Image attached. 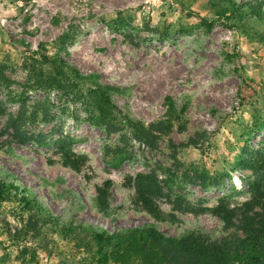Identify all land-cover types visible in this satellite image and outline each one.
Instances as JSON below:
<instances>
[{
  "label": "rangeland",
  "instance_id": "rangeland-1",
  "mask_svg": "<svg viewBox=\"0 0 264 264\" xmlns=\"http://www.w3.org/2000/svg\"><path fill=\"white\" fill-rule=\"evenodd\" d=\"M224 6L0 0V180L18 188L0 202V264H116L81 230L65 231L75 220L110 231L153 223L140 176L155 177L149 198L169 235L238 238L244 217L264 212L249 210L264 171L241 164L249 153L264 157V21L219 18ZM43 48L78 71L81 93L110 89L111 127L76 89L37 85L31 67ZM169 119L173 130L152 146L135 138L131 123L149 129ZM67 152L84 157L80 173L63 167ZM99 189L108 217L95 207ZM33 198L67 227L45 224L26 204Z\"/></svg>",
  "mask_w": 264,
  "mask_h": 264
},
{
  "label": "trees",
  "instance_id": "trees-1",
  "mask_svg": "<svg viewBox=\"0 0 264 264\" xmlns=\"http://www.w3.org/2000/svg\"><path fill=\"white\" fill-rule=\"evenodd\" d=\"M30 1V0H27ZM225 6L217 13L219 18H229L227 13H239L242 16H250L252 19L264 21V0H254L237 5L234 1L219 0ZM62 44L65 40L61 38ZM37 53L41 59L35 60L31 73L36 74V83L43 90L56 88L65 91L75 92L79 89V73L76 69L69 67L60 59L59 54L51 57L47 49ZM77 90L75 93L80 101L90 106L98 113L97 119L101 124L111 127L116 120V108L110 97V89L97 86L89 90L87 94ZM114 118V120H113ZM112 121V122H111ZM175 121L167 120L147 129L138 124L131 123L136 139L152 146L161 136L171 133ZM242 166L254 172L264 171V157L258 153H249L248 157L243 156ZM84 157H77L70 152L65 153L63 167L74 173H80L84 166ZM139 183L141 190L140 198L144 204L145 212L154 221L140 227L120 228L110 231L104 226H98L89 222L75 220L68 226L65 232L75 233L81 230L99 246L100 257L104 261L113 259L116 264H127L136 260L140 264H264V212L253 213L245 216L240 228L242 237L224 238L222 240H211L210 238L196 232H185L173 236L162 231L157 223L163 221L158 210L153 206L149 193L154 190V176H140ZM7 187L18 189L14 184L6 185L0 180V202L5 200ZM253 195V206L264 205V185L256 182L251 186ZM99 199L95 202L97 211L108 217L110 202L108 195L99 189ZM30 210H36L45 219V224L53 227H67L63 224L61 216L40 205L37 198L26 203ZM215 214H220L216 211ZM81 240V239H79ZM106 251V253H105Z\"/></svg>",
  "mask_w": 264,
  "mask_h": 264
}]
</instances>
